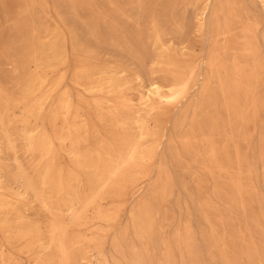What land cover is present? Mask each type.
<instances>
[{
  "label": "rangeland",
  "instance_id": "374dc122",
  "mask_svg": "<svg viewBox=\"0 0 264 264\" xmlns=\"http://www.w3.org/2000/svg\"><path fill=\"white\" fill-rule=\"evenodd\" d=\"M0 264H264V0H0Z\"/></svg>",
  "mask_w": 264,
  "mask_h": 264
},
{
  "label": "bare ground",
  "instance_id": "6f19581e",
  "mask_svg": "<svg viewBox=\"0 0 264 264\" xmlns=\"http://www.w3.org/2000/svg\"><path fill=\"white\" fill-rule=\"evenodd\" d=\"M209 4V3H208ZM208 13V12H207ZM204 28V27H203ZM246 29V28H245ZM231 33V32H230ZM235 33V32H234ZM252 33V32H251ZM232 34V33H231ZM245 35V34H244ZM229 36H231L230 34H229ZM232 38V37H231ZM246 38V37H245ZM246 40V39H245ZM228 41V40H227ZM228 43V42H227ZM246 45V44H245ZM249 45V44H248ZM254 47V46H253ZM248 48V47H247ZM163 49V48H162ZM254 49V48H253ZM248 50V49H247ZM249 53V52H248ZM250 54H251V52H250ZM234 58V57H233ZM215 66V65H214ZM253 71H254V69H253ZM239 73V72H238ZM238 75H240V74H238ZM253 75V74H252ZM254 76H256V75H254ZM192 79V72H190L189 74H187V76L185 77V80H183L182 81V83H181V87H184V86H186L188 83H189V81ZM177 89V88H176ZM181 90V89H180ZM159 92L160 91H158V89L156 90V95L159 97V98H162L160 95H159ZM161 92H162V90H161ZM153 92H151V94H152ZM149 95H150V92L148 93ZM180 94V93H179ZM248 95V94H247ZM177 97V96H176ZM171 100V99H170ZM170 102V101H169ZM165 104V103H164ZM242 128V127H241ZM241 131V130H240Z\"/></svg>",
  "mask_w": 264,
  "mask_h": 264
}]
</instances>
